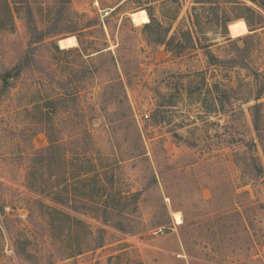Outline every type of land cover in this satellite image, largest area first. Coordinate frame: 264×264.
<instances>
[{"label":"rangeland","instance_id":"obj_1","mask_svg":"<svg viewBox=\"0 0 264 264\" xmlns=\"http://www.w3.org/2000/svg\"><path fill=\"white\" fill-rule=\"evenodd\" d=\"M11 1L12 22L0 7V264H264L251 116L264 103L253 73L264 75V5ZM239 3L261 16L251 31ZM147 7L166 42L190 30L217 64L157 43L131 16ZM34 26L45 36L31 42Z\"/></svg>","mask_w":264,"mask_h":264},{"label":"trees","instance_id":"obj_2","mask_svg":"<svg viewBox=\"0 0 264 264\" xmlns=\"http://www.w3.org/2000/svg\"><path fill=\"white\" fill-rule=\"evenodd\" d=\"M62 1V2H61ZM60 3H62L64 6H70V3H71V0H61ZM215 0H195V2H198V3H203V2H207V3H213ZM12 1L11 0H1V6L2 9H3V14L5 15V17L10 20L12 22V19H13V6H12ZM255 2L257 4H259L260 6H263L264 5V0H255ZM240 6H242L245 10H247L249 13L252 14V16L256 17V21H254L253 23L245 18V21H246V25L250 28L249 30H253V26L254 24H259L261 23V16L250 6L244 4V3H239ZM147 9V12H148V16H149V21L147 23H145L144 27L157 34L158 35V38L156 40L157 43H162V44H165V46L171 50L174 54H179L181 53L182 51H184V49L186 48H195V47H199L200 49H203L205 51V54L207 55V58H208V62L210 65H216L217 62L219 61L218 58L209 50V45L207 44H202L201 42H198V41H195L193 40V37H192V33L190 30H186L185 32H181V37L183 38V41L182 42H176L175 44L171 43V42H166L165 41V37H161L162 35V32H159L158 30H156V27L154 26V23H153V19H154V16L153 14L150 12L149 10V7L146 8ZM28 10H29V7H28ZM91 24L88 22V23H85L83 25V27H90ZM82 27V28H83ZM226 27V25H225ZM75 30V29H74ZM72 29V31H74ZM37 32V35L38 36H35ZM254 34H247V35H244V36H238L234 39V42L236 43V47L239 51H245L247 49V41L250 37H252ZM45 36V32L44 30H41V31H38L35 26L34 28L30 30V38L29 40L31 42H36V41H39L41 40L42 38H44ZM241 42V45H238L237 43L238 42ZM30 42V43H31ZM57 47V46H56ZM226 61H229L231 63H234V58H226L223 62H226ZM221 62V63H223ZM239 65H244L246 66V64L244 62H241L239 63ZM255 74V79L257 81H261V84L263 86L259 87V89L256 90V94H255V100H259L263 94V91H264V75L262 76V74H260L258 71H254L253 72ZM263 79V80H262ZM263 106H264V103L263 102H256L255 104L252 105L251 107V116H252V122H253V127H254V130L256 132V136H257V139L259 141V143L262 145L263 147V150H264V112L262 111L263 110ZM255 170H256V173L258 175H262L263 174V167L261 166V164H258L255 166Z\"/></svg>","mask_w":264,"mask_h":264},{"label":"bare ground","instance_id":"obj_3","mask_svg":"<svg viewBox=\"0 0 264 264\" xmlns=\"http://www.w3.org/2000/svg\"><path fill=\"white\" fill-rule=\"evenodd\" d=\"M131 16H132V19L135 23H147L149 20L147 13L143 9L132 13ZM58 43H59L60 47H63V48L67 47L68 48V47L73 46L75 44V38L73 36L64 37V38H61L60 40H58ZM175 219H176V222H180V219L177 216V214H175Z\"/></svg>","mask_w":264,"mask_h":264},{"label":"built area","instance_id":"obj_4","mask_svg":"<svg viewBox=\"0 0 264 264\" xmlns=\"http://www.w3.org/2000/svg\"><path fill=\"white\" fill-rule=\"evenodd\" d=\"M145 117H148V114H145ZM5 209H6V210H12L13 208H11V207H6ZM19 215H21V214H19ZM22 216H24V214H22Z\"/></svg>","mask_w":264,"mask_h":264}]
</instances>
